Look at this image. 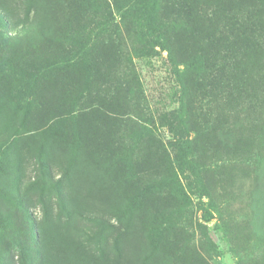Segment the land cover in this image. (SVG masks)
I'll list each match as a JSON object with an SVG mask.
<instances>
[{"label":"rangeland","instance_id":"rangeland-1","mask_svg":"<svg viewBox=\"0 0 264 264\" xmlns=\"http://www.w3.org/2000/svg\"><path fill=\"white\" fill-rule=\"evenodd\" d=\"M149 1L0 0V264H264V0Z\"/></svg>","mask_w":264,"mask_h":264},{"label":"trees","instance_id":"trees-1","mask_svg":"<svg viewBox=\"0 0 264 264\" xmlns=\"http://www.w3.org/2000/svg\"><path fill=\"white\" fill-rule=\"evenodd\" d=\"M155 0H150L147 2L145 6H153ZM171 8L172 10H175L177 12V17L182 16L184 19V22L182 21V24L188 25L189 22L192 20L195 24H193V27L188 30V34L192 37V40L195 42V45L193 43V53L194 55L191 57L190 61L188 58L183 60L181 57H178L180 59L179 64L184 63L185 65L188 64H194L195 67H201V63H203L207 69H211L218 60L228 58V54L232 53V58L235 56L236 53L240 51V49L233 50L232 44L228 43V40L230 38L233 39V42H238L244 37L248 36L249 32L245 29L243 24H240L238 21L231 22L229 28L227 29V35L224 36L222 32H218V29H215V26L217 23H213V29L207 30L208 33L201 34L199 31V24L200 21H203V23L207 20V15L203 12L207 10V7L204 3L200 1L195 0H170ZM141 3H146V0H140ZM201 7L200 11H197V9ZM178 9V10H177ZM200 15V16H199ZM242 23V22H241ZM204 31V30H203ZM197 35V36H196ZM199 40H203L206 45L201 46L199 44ZM169 55L172 54V49L166 50ZM190 52V54L192 53ZM178 54V53H177ZM176 56V54H175ZM180 56V55H178ZM177 57V56H176ZM218 59V60H217ZM226 60V59H224ZM225 66H222L224 68ZM201 70V69H200ZM202 71V70H201Z\"/></svg>","mask_w":264,"mask_h":264}]
</instances>
